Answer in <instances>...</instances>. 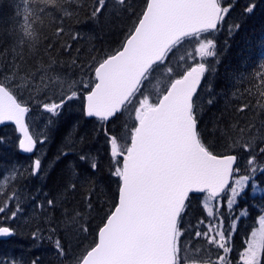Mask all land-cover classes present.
<instances>
[{
	"label": "snow or ice",
	"instance_id": "1",
	"mask_svg": "<svg viewBox=\"0 0 264 264\" xmlns=\"http://www.w3.org/2000/svg\"><path fill=\"white\" fill-rule=\"evenodd\" d=\"M234 6L232 0H142L138 7L130 0H18L11 43L0 48V126L12 122L18 149L34 158L0 175V238L20 235L22 228L8 222L26 217L27 235L37 246L50 244L60 264H264V208L238 260L231 255L238 222L249 215L247 208L235 214L239 198L249 187L264 188L258 179L264 56L250 71L226 70V87H216L223 62L216 34L225 24L228 37L240 29L238 21L227 23ZM255 7L250 2L243 14ZM113 20L124 22L117 47H91L85 56L73 47L81 38L75 24ZM186 41L196 44L187 56L192 63L173 66L171 55ZM76 100L82 118L98 124L94 138L104 137L107 175L115 181L111 200L102 202L107 209L97 208L98 179L81 170L103 167L87 135L70 131L47 165L38 148ZM34 113L46 117L43 127L26 122ZM7 142L0 136V144ZM60 163L54 194L28 191L25 181L45 180ZM193 197L204 212L195 224L186 222ZM93 213L95 238L84 243L93 234ZM0 264L23 261L5 257Z\"/></svg>",
	"mask_w": 264,
	"mask_h": 264
},
{
	"label": "trees",
	"instance_id": "2",
	"mask_svg": "<svg viewBox=\"0 0 264 264\" xmlns=\"http://www.w3.org/2000/svg\"><path fill=\"white\" fill-rule=\"evenodd\" d=\"M17 4V0H0V48L7 46L11 43V39L8 36V31L10 27H13L17 21L14 15V9ZM142 4V0H135L134 7H138ZM241 14H243L241 12ZM240 22L241 27L238 31L234 33L233 36L228 37L227 34V24L224 26V30L216 34V40L218 44V49L221 50L223 57V62L219 67V76L216 78L217 90L225 88L227 82L225 80V72H231L232 70L238 71H250L252 66L256 64L257 60L261 57L260 48L264 47V0H256V7L251 14L243 17H233L227 20V23ZM97 23H80L73 26L74 30L81 33V38L73 47L82 48V56L87 54V51L91 47L96 48H115L118 46L119 42L123 38L124 22L121 20H113L111 23H106L103 29L99 30L102 36L95 37L98 32V27L94 26ZM94 26V27H93ZM93 27V28H92ZM91 34L92 37L89 41L85 40L84 34ZM79 123L78 130H73V124ZM97 122L94 120H84L81 116V105L75 108L74 111L64 110L62 115L58 119V123L50 135V139L47 146L48 162L51 161L58 153L64 144L65 137L70 131H76L77 137L79 135H87L88 141L93 139V130L96 128L94 125ZM116 121L114 125L118 124ZM113 125V126H114ZM10 125L0 126V136H3L1 127H6ZM99 138L104 139L103 134L98 135ZM3 145L0 144V149ZM15 159L18 158H29L31 156L20 154L17 148V152L13 153ZM102 165L99 173H91L87 168H82L83 172H86L90 176H94L98 179L99 183L97 185L98 193L103 192L100 196L101 204L97 205V208L102 206L106 209V203H102L105 196V188L108 181L107 175V165L104 164V160L107 159L105 155V149L101 151ZM33 156V155H32ZM8 154L0 153V160L8 161ZM68 159H75L74 156H69ZM64 168V163L58 164L44 180L45 192L50 194L55 191L57 184L61 180L62 170ZM258 179L264 181V176H259ZM101 184L104 190L99 187ZM239 210L247 208L249 215L247 217H242L238 222L237 229L232 236L231 244L233 247V252L231 253L234 260H238V253L245 247V241L249 237V234L254 226V222L260 215V209L264 208V197L258 194H253L252 189L249 187L246 189L245 193L239 198V206L236 207ZM102 215V213H100ZM57 215H59L57 213ZM97 216V213H94ZM204 216V213L200 207L199 198L193 197L191 208L189 209L188 216L186 217V222L190 221L195 224V220ZM99 222L98 216L92 221L93 224V234L88 237V240L84 243H88L90 240L94 239L95 224ZM256 226V225H255ZM30 236L27 233H21L12 238L0 240V258L5 254H16L19 250L20 244H26ZM25 240V242H24ZM24 242V243H22ZM28 258L32 261L36 259L35 256L31 255V252L26 254ZM46 264H60L58 261L45 260ZM27 264L30 262L27 260ZM41 264V263H40Z\"/></svg>",
	"mask_w": 264,
	"mask_h": 264
},
{
	"label": "rangeland",
	"instance_id": "3",
	"mask_svg": "<svg viewBox=\"0 0 264 264\" xmlns=\"http://www.w3.org/2000/svg\"><path fill=\"white\" fill-rule=\"evenodd\" d=\"M130 2L133 5H135V0H130ZM232 2L234 3L235 6L231 10V12L229 13L228 17L226 18L227 20H229L233 17L245 16L244 14H241V12L243 13L244 7L247 4H249L250 2H254L256 4V0H232ZM17 3H18V0H17ZM105 24L106 23L102 22V23L94 25V26L98 27V32H97L95 37L100 38L102 36V34H101V32H99V30L103 29ZM83 36H84L85 40H87V41H89L90 38L92 37V35L88 34V33H87V35L84 34ZM195 47H196V44L194 41H186L183 44V46H178L177 49L174 50V54L171 55V60H170L171 64L173 66H175L178 63H184L185 60L187 61V63H192L191 60L187 59V56L189 53L194 52ZM260 50H261L260 56L262 57V56H264V47L263 48L261 47ZM157 83H158L157 80H153L152 84L149 85V87L155 88ZM81 104H82V101H80V100L71 101L64 107L63 111L67 110V109L74 111L75 108H77ZM37 117H38V114L34 113L32 116H30V119L35 122V126L43 127V123H44V120H46V117H39V118H37ZM127 118H128V114L125 113L124 119H127ZM30 119L28 117L27 121H29ZM122 123H123V120H120L119 123L114 125V126H119ZM94 126L97 128L98 124L96 123ZM1 129H2L3 136L8 138V142L6 144H2L3 147H2V149H0V153L6 152L8 154L7 158L9 160L8 161L0 160V175L3 174V170L5 168H7L8 166H10L14 163L27 166L31 163V161L34 158V156H31L29 158H22L21 157V158H18V160H16L15 155L13 153L17 152V143H16L17 140L16 139L18 137V134L15 133V131L11 125L6 126V127H1ZM92 136H93V139L91 141H88V145L93 152H96L98 150L99 153L101 154V151L105 149L104 148V139H101L98 136H96L95 138H94V135H92ZM48 142H49V140H48ZM48 142L42 146L38 145V148H40L41 153H46V156L44 157V164L45 165L48 164V155H47ZM241 163H243V162H241ZM104 164L107 165V159L104 160ZM82 168H86V166H84ZM24 183L27 185V189L30 193L34 192L37 188H42L43 191H45L44 186H43L44 180H41L40 178H33L31 180L25 181ZM99 187L104 190V187L101 184H99ZM114 190H115V181L111 180L108 177L107 185L105 188L106 198L105 199L102 198V200L103 201H105V200L110 201L112 198V194H113ZM54 192L55 191H53L52 194H54ZM252 192H253V194H258L259 196L264 197V188H258L255 191L252 190ZM107 208H108V204L106 203V209ZM240 212H241V210L235 208V214L236 215H238ZM93 216H94V213H93ZM197 220H195V222ZM27 222L28 221H27L26 217H21L17 220H14V221H11L8 223H10V226H12V227L20 226L22 228V233H28L31 230L30 227L29 228L23 227V225L26 224ZM225 223L227 224L228 221H226ZM256 226H258V224H256ZM249 236H250V234H249ZM0 240H2V239H0ZM24 242H25V240H24ZM24 242H22V243H24ZM19 246H20L19 250L17 251L16 254H5L1 258H5V257L10 258V259L14 258V259L23 261V264H27V260L29 262H31V260L28 258V256L26 254L31 252V255L35 256L36 258H39V261L41 264H46V262H45L46 259L50 260V261H58L60 263V261L57 258L54 250L52 249L51 245L48 244L46 241L42 244H39V246H37L36 244H34L33 240L31 238H29V240L26 242V244H20Z\"/></svg>",
	"mask_w": 264,
	"mask_h": 264
},
{
	"label": "water",
	"instance_id": "4",
	"mask_svg": "<svg viewBox=\"0 0 264 264\" xmlns=\"http://www.w3.org/2000/svg\"><path fill=\"white\" fill-rule=\"evenodd\" d=\"M4 125H12L14 127V129H15V126H14V124L12 122H6ZM4 125H2V126H4ZM18 151H19L20 154H23V155H27V156L31 155L29 153H24L23 151H21L19 149H18ZM0 239H2V238H0Z\"/></svg>",
	"mask_w": 264,
	"mask_h": 264
},
{
	"label": "bare ground",
	"instance_id": "5",
	"mask_svg": "<svg viewBox=\"0 0 264 264\" xmlns=\"http://www.w3.org/2000/svg\"><path fill=\"white\" fill-rule=\"evenodd\" d=\"M35 117V116H34ZM29 119H30V117H29ZM27 120H28V117H26V122H27ZM31 120V119H30ZM14 129V128H13ZM14 131H15V129H14ZM16 133V132H15ZM18 134V133H17ZM19 135V134H18ZM17 140V139H16ZM17 143V142H16ZM18 148V147H17ZM33 154H31L30 156H32ZM6 240V239H5Z\"/></svg>",
	"mask_w": 264,
	"mask_h": 264
}]
</instances>
